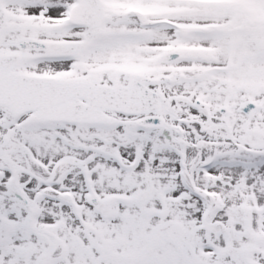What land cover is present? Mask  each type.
<instances>
[{
  "label": "snow or ice",
  "instance_id": "1",
  "mask_svg": "<svg viewBox=\"0 0 264 264\" xmlns=\"http://www.w3.org/2000/svg\"><path fill=\"white\" fill-rule=\"evenodd\" d=\"M0 264H264V0H0Z\"/></svg>",
  "mask_w": 264,
  "mask_h": 264
}]
</instances>
